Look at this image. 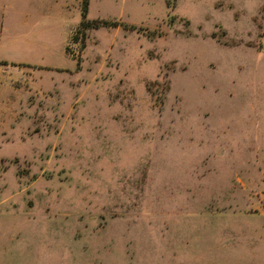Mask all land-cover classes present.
Returning <instances> with one entry per match:
<instances>
[{
	"label": "rangeland",
	"instance_id": "obj_1",
	"mask_svg": "<svg viewBox=\"0 0 264 264\" xmlns=\"http://www.w3.org/2000/svg\"><path fill=\"white\" fill-rule=\"evenodd\" d=\"M163 1L0 0V264H264V0Z\"/></svg>",
	"mask_w": 264,
	"mask_h": 264
},
{
	"label": "crops",
	"instance_id": "obj_2",
	"mask_svg": "<svg viewBox=\"0 0 264 264\" xmlns=\"http://www.w3.org/2000/svg\"><path fill=\"white\" fill-rule=\"evenodd\" d=\"M163 2L165 3L166 0H164ZM81 3H82V0H75L74 8H75V6H76V8L78 9ZM71 11H72V10H71ZM71 16H72V14H70V15L68 16V18H67L66 21H69ZM66 24H67V22H66ZM66 24H65V25H66ZM66 27H67V26H65V28H66Z\"/></svg>",
	"mask_w": 264,
	"mask_h": 264
},
{
	"label": "trees",
	"instance_id": "obj_3",
	"mask_svg": "<svg viewBox=\"0 0 264 264\" xmlns=\"http://www.w3.org/2000/svg\"><path fill=\"white\" fill-rule=\"evenodd\" d=\"M88 4H89V0H85V3H84L85 10H87Z\"/></svg>",
	"mask_w": 264,
	"mask_h": 264
}]
</instances>
